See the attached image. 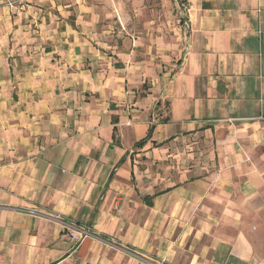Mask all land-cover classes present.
I'll use <instances>...</instances> for the list:
<instances>
[{
  "label": "crops",
  "instance_id": "crops-1",
  "mask_svg": "<svg viewBox=\"0 0 264 264\" xmlns=\"http://www.w3.org/2000/svg\"><path fill=\"white\" fill-rule=\"evenodd\" d=\"M30 2L0 6V264H264V0Z\"/></svg>",
  "mask_w": 264,
  "mask_h": 264
},
{
  "label": "built area",
  "instance_id": "built-area-1",
  "mask_svg": "<svg viewBox=\"0 0 264 264\" xmlns=\"http://www.w3.org/2000/svg\"><path fill=\"white\" fill-rule=\"evenodd\" d=\"M0 6H7L12 9L17 16H21L32 7V3L30 0H0ZM87 236L88 233L86 231L78 233L73 230L69 233V238L74 241H82Z\"/></svg>",
  "mask_w": 264,
  "mask_h": 264
}]
</instances>
